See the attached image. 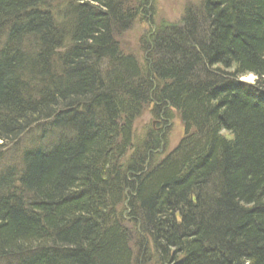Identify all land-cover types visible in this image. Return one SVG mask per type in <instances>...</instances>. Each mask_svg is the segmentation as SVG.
Wrapping results in <instances>:
<instances>
[{
    "label": "trees",
    "instance_id": "obj_1",
    "mask_svg": "<svg viewBox=\"0 0 264 264\" xmlns=\"http://www.w3.org/2000/svg\"><path fill=\"white\" fill-rule=\"evenodd\" d=\"M136 3L0 0V264H264V0L160 23L144 68Z\"/></svg>",
    "mask_w": 264,
    "mask_h": 264
},
{
    "label": "rangeland",
    "instance_id": "obj_2",
    "mask_svg": "<svg viewBox=\"0 0 264 264\" xmlns=\"http://www.w3.org/2000/svg\"><path fill=\"white\" fill-rule=\"evenodd\" d=\"M129 5L138 6L136 0H127ZM146 7L148 12L137 17L130 29L116 37L120 51L125 55H132L141 67L146 66L147 53L142 49L143 41H146L150 32L160 23L179 24L188 8L195 9L201 0H148ZM135 8V7H133ZM142 14V9L138 11ZM145 15V16H144ZM247 83H254L255 77L249 75ZM243 81V78L240 79ZM246 81V80H245ZM145 110L133 124V144L139 146L144 141L150 129L162 134V146L154 153L155 161H161L167 154L172 152L183 137V128L176 113L169 110V119L159 121L150 112ZM165 122V124H164ZM128 152V158L132 155ZM125 158L124 162L128 159ZM154 161V162H155Z\"/></svg>",
    "mask_w": 264,
    "mask_h": 264
},
{
    "label": "bare ground",
    "instance_id": "obj_3",
    "mask_svg": "<svg viewBox=\"0 0 264 264\" xmlns=\"http://www.w3.org/2000/svg\"><path fill=\"white\" fill-rule=\"evenodd\" d=\"M242 79V78H241ZM246 80V81H245ZM247 80H249V78H245V77H243V81H245V82H248ZM252 84V83H251Z\"/></svg>",
    "mask_w": 264,
    "mask_h": 264
},
{
    "label": "water",
    "instance_id": "obj_4",
    "mask_svg": "<svg viewBox=\"0 0 264 264\" xmlns=\"http://www.w3.org/2000/svg\"><path fill=\"white\" fill-rule=\"evenodd\" d=\"M239 82H241V83H245V84H251V83H247V82L242 81V80H239Z\"/></svg>",
    "mask_w": 264,
    "mask_h": 264
}]
</instances>
